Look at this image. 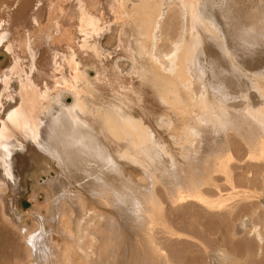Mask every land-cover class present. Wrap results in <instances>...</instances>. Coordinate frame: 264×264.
<instances>
[{"label":"rangeland","instance_id":"obj_1","mask_svg":"<svg viewBox=\"0 0 264 264\" xmlns=\"http://www.w3.org/2000/svg\"><path fill=\"white\" fill-rule=\"evenodd\" d=\"M7 1L8 5L13 2L16 5L4 7L0 0V13L12 16L13 34L17 30V34L26 39L25 44L23 39L21 46L16 44L14 52L25 48L24 69L27 68L28 73L30 69V75L33 72L38 84L42 83L39 91L45 90L41 95L42 105L50 107L49 102L54 101V111H57L59 100L64 97L63 102L72 105L74 94L76 98L78 95V103L70 120L76 122L70 125V117L66 119L70 130L61 133L62 139L70 144L67 154L61 155L60 151L62 163L53 157L54 151L47 150L44 157L42 154L34 157L35 163L31 164L26 158L24 164L18 165L23 174L24 193L19 190V195L15 191L19 195H16L17 213L7 210V219L0 217V264H27V250L20 233L29 229L40 231L41 226L48 231L61 205L68 208L63 209L65 214L69 213L67 218L83 213L91 222L99 217L94 211L97 210L108 213L116 222L113 221L116 228L113 227L112 234L109 232L106 236L109 248L95 245L93 239L92 247L85 253L77 249L78 258L80 253L84 254V259L88 256L84 260L86 264H94L97 256L94 251L100 247L104 250L103 264H251L250 258L255 261L253 264H264V0H199L201 5L197 6H193L192 0ZM40 25L46 31L38 29ZM50 27L54 28L53 34ZM226 32L235 36L236 42L244 41L246 47L254 40L259 42L258 53L236 59L228 44L235 41L229 39ZM15 39L18 43V38ZM215 42L225 47V53L213 45ZM6 46L7 42L0 46V74L9 68V79L3 90L1 85L6 83V77L0 79L2 114L13 104L10 101L13 91L8 86L19 89L17 71L10 70L15 67L14 57L23 54L18 50V56H14V52L5 50ZM31 46L35 47L33 59L37 57L30 62L38 65L33 71L31 65L29 67ZM210 62L216 63V73L221 78L217 75L215 79ZM199 63L205 66V73ZM230 64L239 69L240 82L239 76L231 74ZM218 68L226 70L223 73ZM46 76L49 77L45 79ZM220 79L226 89L222 88ZM41 80H45L44 83ZM72 130L76 132L74 135ZM70 136L72 140L68 139ZM46 154L52 159L45 157ZM16 166L13 158L0 156V178L4 176L3 170ZM203 173L214 174L217 192L206 193H210V197L196 188L207 186L201 179L205 176ZM60 177L66 182L61 180L58 184ZM82 181L88 182H84L86 184L91 181V186L94 182L97 187L93 189L112 188L114 193L109 191L106 204H102L96 196L98 192L93 194L91 186H82ZM63 183L82 197H76L80 199L77 202L81 209L75 215L72 212L79 205L76 201H73L74 208L68 199V203L64 199L56 202L59 192L60 198L64 197L66 186ZM61 185H64L63 192L58 190ZM4 190L5 185L0 183V200L6 196ZM116 191L123 200L121 208L113 207ZM127 196L138 199L142 217ZM196 199L202 206L195 205V213L191 207L184 209V213L171 211L177 201L188 206V202L193 204ZM81 200L89 204L86 213ZM217 201L221 208L224 202L229 211L222 208L221 212L214 207ZM53 204H56L54 208ZM204 207L205 210L210 208V213L207 214L209 210L205 211ZM215 208V212L223 213L220 221L213 219L219 214L213 212ZM224 210L229 215H225ZM172 214H179L188 225L178 223L177 228L174 227L169 222ZM40 216L47 219L42 218L43 225L38 220ZM164 227L172 234L167 243L161 241ZM193 232L201 238L194 237ZM172 236L175 241L181 237L191 243L188 240L184 247L177 245ZM54 240L61 243V235L54 233Z\"/></svg>","mask_w":264,"mask_h":264},{"label":"bare ground","instance_id":"obj_2","mask_svg":"<svg viewBox=\"0 0 264 264\" xmlns=\"http://www.w3.org/2000/svg\"><path fill=\"white\" fill-rule=\"evenodd\" d=\"M3 1V6L5 5V6H8V7H11V5H13V7L16 5V4H14V2H13V4H11L10 5V3H9V5H8V1L7 0H2ZM11 1V0H10ZM83 1V0H82ZM193 2V6H197L198 5V3L201 5V0L199 1V0H192ZM203 1V0H202ZM2 3V2H1ZM22 4V3H21ZM203 4V3H202ZM91 5V4H90ZM4 6V7H5ZM3 7V8H4ZM92 7V6H91ZM63 8V7H62ZM7 9V8H6ZM11 11V10H10ZM65 11V10H64ZM30 13V12H29ZM33 13V12H32ZM32 15V14H31ZM62 16V15H61ZM74 16V15H73ZM76 16V15H75ZM36 17V16H35ZM35 17H33V20H34V22H35ZM59 17V16H58ZM55 18V17H54ZM80 18V17H79ZM38 19V18H37ZM168 19V18H167ZM39 20V19H38ZM18 21V20H17ZM68 21V20H67ZM71 21V20H70ZM88 21H89V19H88ZM82 22V21H81ZM84 22V21H83ZM9 23H11V24H9ZM13 20H12V16H8V17H6L4 14H1L0 13V46H1V44L2 43H5V42H7V46L5 47L6 49L5 50H7L8 52H10L11 54H12V52H14V49L16 48L17 49V45H20V43H21V45H22V42H20L21 41V39H23V42H24V44H25V41L24 40H26V39H24L23 38V36H21V35H19V34H17V30H15L16 31V34H13V32H12V30L14 31V29H15V26H12L13 24ZM44 23V22H43ZM89 23V22H88ZM35 24H36V22H35ZM57 24V23H56ZM55 24V25H56ZM86 24H87V22H86ZM72 25V24H71ZM88 26V25H87ZM91 25L89 24V26L88 27H90ZM40 27H41V29H45V28H43V26H39V28L38 29H40ZM45 27V26H44ZM64 27H66V26H64ZM63 27V28H64ZM83 27V26H82ZM85 27H86V25H85ZM85 27H83L85 30L86 29H88V28H85ZM50 28H52V27H50ZM58 28V27H57ZM63 30L62 28H59V30ZM43 30H42V32H43ZM48 30V29H47ZM52 31H50V30H48V31H50V32H52V34H53V32H55V31H53L54 30V28H52L51 29ZM58 30V29H57ZM57 30H56V33H57ZM58 30V32L59 33H61L60 31ZM64 30H65V28H64ZM64 30H63V32H64ZM85 30H84V32H85ZM39 31V30H38ZM44 31H46V29L44 30ZM47 31V32H48ZM40 32H41V30H40ZM50 32H48V33H50ZM63 32L61 33V34H63ZM65 32H66V30H65ZM88 32V31H87ZM39 33V32H38ZM47 33V34H48ZM58 33V34H59ZM228 32H226V35L228 36V38L229 39H231V40H234L235 42V44L234 43H230V41H229V49L232 51V53L237 57H235L236 59H239L240 57L241 58H244V56L245 57H247V56H253L254 54H257L258 52L257 51H259L258 50V45H259V42H257V41H253V42H251L250 43V45L248 46V47H246L245 46V43H244V41H240V42H236V41H238V40H236L235 39V36H233L234 37V39H233V37H232V35H230L229 33L227 34ZM41 34V33H40ZM51 34V33H50ZM75 33H73V35H74ZM49 36V35H48ZM65 36H66V34H65ZM36 37H38L37 39H39V36H36ZM40 37H41V39H44L41 35H40ZM74 37V36H73ZM73 37H72V41H73ZM82 37V36H81ZM88 37H89V35H88ZM107 37V36H106ZM105 37V38H106ZM232 37V38H231ZM15 38H18V43H16V39ZM29 38V37H28ZM59 38V37H58ZM69 37H65V39H68ZM84 38V37H83ZM236 38H237V36H236ZM60 39V38H59ZM30 40V39H29ZM71 40H69V42L71 41ZM79 40V39H78ZM106 41V40H105ZM68 42V43H69ZM85 42H86V40H85ZM116 42V41H115ZM264 42V41H263ZM30 43H32V41L30 42ZM100 43V42H99ZM211 43V42H210ZM17 44V45H16ZM69 44H71V43H69ZM113 44V43H112ZM20 45V46H21ZM30 45H33V44H30ZM58 45V44H57ZM92 45V44H91ZM213 45H215V46H218L219 47V49L222 51L221 53H225V50L226 49H224L225 47H223L222 46V44H220V43H218V42H215V44H213ZM261 45V44H260ZM16 46V47H15ZM19 46V47H20ZM28 46V45H27ZM90 46V45H89ZM25 47V46H24ZM33 46H31V51H30V56H31V58H30V60H29V62L31 61V60H36V57L37 56H35V58L33 59V53H32V49H34V48H32ZM74 47V46H73ZM82 47V46H81ZM80 47V48H81ZM97 47V46H96ZM89 48V47H88ZM202 48V47H201ZM25 49V48H24ZM24 49H18L19 50V52L22 50L23 51V54H20V56L21 57H19V58H17V57H14V59H15V62H14V60H13V62H14V64H15V67L14 66H12V70H10V71H14V69L13 68H15L16 70L15 71H17V77H18V81L20 82V84H19V89L17 88V89H14L12 86H8V88H10L12 91H13V94H11V98L12 99H10V101H11V103H13L12 105H10L9 106V108L6 110V112L4 113V114H2V90H3V88H4V85L5 84H7V80L9 79V77H8V75H7V73L9 72V68H8V71H4V72H2L1 74H0V79H2V78H5L6 77V83H2V82H0V83H2V85L1 86H3L2 87V90H1V92H0V156H2V157H5V158H10V159H14L15 161H16V163H17V166L16 167H9V168H7V169H5V170H3V173H4V176L3 177H1L0 178V183L1 184H4L5 185V190L3 191V193H5L6 194V196H5V198L2 200H0V217H2L3 219H7V217H8V215L7 214H9L8 212H7V210H10V212L11 211H13V212H15L16 211V213H17V201H16V197L17 196H19L20 194H21V192H23V183H22V180H24V179H22V175H21V173H20V169L18 168V165L19 164H24L26 161V158H28V159H30V160H28L27 159V161H31L30 163L32 164V162L33 163H35V160H33L34 159V157L35 156H39L40 157V155L41 156H43V154H45L44 152L45 151H47V150H51V151H54L55 153H56V155H54L53 157H56L58 160H59V162L61 161V163H62V160H60V158H61V155H64L65 153H66V150H68L67 148H68V144H69V142L68 141H65V140H63L62 139V137H61V133H63V132H67V130H68V132H69V130H70V127H69V122H70V125H71V123H72V125L76 122L75 121V119H74V122H71L72 121V119H71V117L73 116L72 114H73V112H74V110H73V108H74V106L78 103L77 102V98H78V95H77V98H76V95L74 96V95H72V97H74V103L72 104V105H70V104H66V103H64L63 102V98L64 97H62V100L60 99L59 100V105H60V108H58L59 110H57V111H54V108H55V105H54V101H50L49 102V105H50V107L48 106V105H42V98L43 97H41V95L44 93V91L42 90L41 92L39 91V90H41V89H39V88H42L43 87V85H42V87H40V85L42 84L41 82L38 84V82H39V80L37 81V78H34V77H36L34 74H33V72H32V75H33V77H31L32 75H30V69H29V73H28V71H27V68L26 69H24V66H23V57H25V55H24ZM17 50V51H18ZM35 50V49H34ZM74 50V49H73ZM81 50V49H80ZM92 50V49H91ZM6 51V52H7ZM17 51H15L13 54H16V55H14V56H18V54L16 53ZM79 51V50H78ZM93 51H95V50H93ZM88 52V51H87ZM204 52V51H203ZM9 53V54H10ZM21 53V52H20ZM26 53V52H25ZM36 53V52H35ZM231 53V52H230ZM74 54V53H73ZM202 55L204 54V53H201ZM247 55V56H246ZM83 56V55H82ZM201 56V55H200ZM204 56V55H203ZM223 56V55H222ZM263 56V55H262ZM230 58H231V56H229ZM202 58V57H201ZM223 58V57H222ZM234 58V57H233ZM209 59H211V58H209ZM211 60H214V59H211ZM78 61V60H77ZM200 61V60H199ZM203 61H205V59H203ZM210 61V60H209ZM218 61V60H217ZM34 62V64H35V61H33ZM201 62H202V60H201ZM212 62V61H211ZM210 62V63H211ZM40 63V62H39ZM57 63V62H56ZM13 64V65H14ZM34 64H32L31 62L29 63V67H30V65H31V70L34 68L35 70L37 69V67L36 66H38V65H34ZM203 64H204V62H203ZM202 63H199V66H200V69H201V71L202 72H204V71H206L205 69V66L203 65ZM48 65H50V63L48 64ZM75 65V64H74ZM211 65H213L212 63H211ZM210 65V66H211ZM214 65H216V63L214 64ZM212 66V73H213V75H215V77L218 75H220V74H217L216 73V66ZM226 65V64H225ZM254 65V64H253ZM5 66V65H4ZM54 66V65H53ZM56 66V65H55ZM220 66V65H219ZM36 67V68H35ZM48 67V66H47ZM52 67V66H51ZM222 67V66H221ZM53 68V67H52ZM228 68H231V70H230V72H231V74H232V72H234L235 73V75H234V73H233V76L235 77L236 75L237 76H239L238 77V79L237 80H239V82L241 81L240 80V78L242 77V75H241V73L236 69V68H234V67H232L231 66V64H230V67H228ZM11 69V68H10ZM53 69H55V71H56V68H53ZM52 69V70H53ZM73 69H74V67H73ZM26 70V74L24 73V71ZM225 70L226 69H222L221 70V68H220V70H219V68H218V71H221V72H225ZM229 70V69H228ZM227 70V71H228ZM33 71V70H32ZM38 71V70H37ZM48 71V70H47ZM86 71V70H85ZM226 71V72H227ZM23 72V73H22ZM39 72V71H38ZM50 72V71H49ZM87 72V71H86ZM99 72V71H98ZM221 72H219V73H221ZM205 73V72H204ZM223 73L221 74L222 76H223ZM36 74V73H35ZM82 74H83V72H82ZM203 74V73H202ZM25 75H27V76H25ZM37 75V74H36ZM225 75V74H224ZM228 75V74H227ZM40 76V75H39ZM98 76V75H97ZM246 76V75H245ZM41 77V76H40ZM49 77V76H48ZM47 76H46V78L45 79H47L48 78ZM211 77H214V76H211ZM214 77V78H215ZM220 78H221V76H219ZM231 77H232V75H231ZM180 78V77H179ZM237 78V77H236ZM235 78V79H236ZM88 79V78H87ZM202 79V78H201ZM215 79H217V77L215 78ZM37 82H36V81ZM41 81H43V83H44V81L45 80H41ZM47 81V80H46ZM211 81H213V79L211 80ZM220 81H221V85H222V88H225L226 89V87H224L226 84L224 83V81L223 80H221L220 79ZM248 81V80H247ZM253 81V80H252ZM50 82V81H49ZM89 82V81H88ZM203 82V81H202ZM234 82V81H233ZM237 82V81H236ZM251 81H249V83H250ZM256 82V81H255ZM51 83V82H50ZM213 83V82H212ZM229 83V82H228ZM252 83V82H251ZM254 83V82H253ZM257 83V82H256ZM47 84H49L48 82H47ZM46 84V85H47ZM87 84V83H86ZM203 84V83H202ZM234 84V83H233ZM232 83H231V85H233ZM239 84V83H238ZM90 85V84H89ZM216 84L214 83V85L213 86H215ZM241 85V84H240ZM47 86H49V85H47ZM234 86V85H233ZM236 86V85H235ZM247 86V85H246ZM258 86V84L256 85V87ZM238 87V86H237ZM255 87V86H254ZM252 88V87H251ZM250 88V89H251ZM205 89V88H204ZM16 90H18V92H16ZM48 90V89H47ZM46 90V91H47ZM205 91V90H204ZM206 92V91H205ZM219 92V91H218ZM220 92H221V90H220ZM17 93V94H16ZM47 93V92H46ZM208 93V92H207ZM257 93V92H256ZM255 93V94H256ZM72 94V93H71ZM204 94V93H203ZM223 94V93H222ZM230 94V93H229ZM225 95H227V94H225ZM251 95V94H250ZM253 95V94H252ZM251 95V96H252ZM43 96V95H42ZM223 96V95H222ZM258 97V96H257ZM220 98V97H219ZM229 98H230V96H229ZM260 98V97H259ZM261 99V98H260ZM79 100V99H78ZM222 100V99H221ZM224 100V99H223ZM229 100V99H228ZM240 100V99H239ZM87 101V100H86ZM232 101V100H231ZM229 102V101H228ZM227 102V103H228ZM236 102H238V100H236ZM56 103H57V101H56ZM229 103H233V102H229ZM257 103V102H256ZM58 104V103H57ZM56 104V105H57ZM58 106V105H57ZM210 108V107H209ZM215 108V107H214ZM213 108V109H214ZM55 110H56V108H55ZM4 111V110H3ZM70 117V118H69ZM68 118H69V122H67V126H66V123H65V120L67 119L68 120ZM71 120V121H70ZM75 127H76V125H75ZM74 127V128H75ZM75 131H77V128H75L74 129ZM73 131V130H72ZM264 132V131H263ZM73 133V135L76 133H74V131L72 132ZM67 134V133H66ZM71 134V133H70ZM64 135V134H63ZM68 135V134H67ZM71 136H72V134H71ZM70 136V137H71ZM64 138V137H63ZM67 138V136L65 135V139ZM68 139H71L72 140V137L71 138H68ZM67 140V139H66ZM71 144H72V142H71ZM70 145V144H69ZM71 149V148H70ZM69 149V150H70ZM60 151H61V153H60ZM263 153V152H262ZM38 154H40V155H38ZM61 154V155H60ZM67 154V153H66ZM44 157V156H43ZM45 157H49V156H47V154H46V156ZM50 158V157H49ZM56 158H54L55 160H56ZM40 159V158H39ZM50 159H52V158H50ZM33 160V161H32ZM41 160V159H40ZM43 161V160H42ZM52 162V161H51ZM50 162V163H51ZM59 162H57V160H56V164L58 163V165H59ZM53 163V162H52ZM20 165V166H21ZM228 165V164H227ZM207 167V169H209L208 168V166H206ZM219 166H217V168H218ZM214 168V167H213ZM211 170V169H210ZM206 173V172H205ZM205 173H203L204 175H205ZM214 175V174H213ZM212 174H206L204 177H202L201 179H202V182H204V183H207V186L206 187H203V188H199L197 185V190L199 191V192H201V193H203V194H206V193H208V192H210L211 193V191H214L215 190V178H214V176H213ZM217 176V175H216ZM62 177V176H61ZM61 177H60V179H59V181H58V184H60V183H62L61 182V180H63V179H61ZM66 179V178H65ZM52 180H54V179H52ZM51 179H50V181H52ZM57 181V180H56ZM64 182H66L65 180H63ZM92 181V180H91ZM91 181L89 182V184H86V183H88V182H86V181H82L83 183V185L82 186H87V187H90L91 186ZM78 182V181H77ZM84 182H86V183H84ZM96 182V181H95ZM51 183V182H50ZM94 183V182H93ZM92 183V185L93 186H91V188L90 189H93V187H94V184ZM54 184V183H53ZM56 184V183H55ZM64 184V183H63ZM67 184V183H66ZM64 184L65 186H66V188H64L63 189V187H64V185H63V187H62V185H61V188H59L58 190H60L61 189V191L63 192V190H64V197L62 198V195H61V198H60V192H59V196H58V193H57V196L59 197V201H58V198H56V200H54V201H56V202H60L62 199H64L66 202L68 201V200H70V201H72L71 203L72 204H74V202L75 203H77V204H79V202H77V200L78 199H76V197L77 198H82L81 196L79 197V196H77V194H76V192H78V191H76V190H74V188L73 189H71V187H69V189H68V187H67V185H69V184ZM51 187L53 186L52 184L50 185ZM71 186V185H70ZM25 187V186H24ZM56 187H59V186H56ZM87 187H85V188H87ZM95 187H97V186H95ZM94 187V188H95ZM101 187H104V188H101ZM84 188V187H83ZM84 188V189H85ZM195 188V189H196ZM53 188H51V190H52ZM56 189V188H55ZM21 191V192H19L18 193V191ZM87 190H88V188H87ZM15 191L19 194V195H17L16 193H15ZM86 191V190H85ZM91 191V190H90ZM109 191H112L113 193H114V190L112 189V188H107V187H105V186H100V188L98 187V188H96V189H93L92 190V192H93V194L95 193V195H96V192H98V195H96V196H98V197H100V200H101V203L102 204H106V200H108V192ZM216 191V190H215ZM55 192V191H54ZM119 192V191H118ZM217 192V191H216ZM215 192V193H216ZM220 192V191H219ZM24 193V192H23ZM91 193V192H90ZM116 194H113V198H114V200H113V202H115L116 204H114V206L113 207H116V208H121V204H123V200L121 201V197H119V193L117 194V191L115 192ZM206 194L207 196H211V194ZM55 194V193H54ZM80 194V193H79ZM120 194H121V191H120ZM125 194V193H124ZM219 194V193H218ZM221 194V193H220ZM219 194V195H220ZM17 195V196H16ZM52 195H53V193H52ZM100 195V196H99ZM126 195V194H125ZM128 195V194H127ZM56 196V194H55V197H57ZM91 196H93L92 194H91ZM221 196H223V195H221ZM221 196H220V200H221ZM66 197V198H65ZM97 197V198H98ZM128 198H130L131 199V205H133V204H135L136 205V210H138L137 211V213L140 211V209L138 208L140 205H139V202H138V199H135L134 197H132V196H127ZM213 197V196H212ZM95 198V197H94ZM181 198V197H180ZM218 198L216 199V200H218ZM61 199V200H60ZM68 199V200H67ZM208 199V198H207ZM207 199H204L205 201L207 200ZM80 200V199H79ZM78 200V201H79ZM84 200V199H83ZM180 200V199H179ZM191 199H189L188 201H190ZM195 200V199H194ZM203 200V201H204ZM208 200H210V198L208 199ZM219 200V201H220ZM53 201V203H55ZM74 201V202H73ZM99 201V200H98ZM109 201H111V200H109ZM120 201V202H119ZM177 201V200H176ZM211 201V203L213 202L212 200H210ZM224 201V200H223ZM122 202V203H121ZM174 202V201H173ZM180 202V201H179ZM179 202L177 201V203L175 204L176 205V208H174V205H173V208L175 209H172L171 208V211L174 213V212H182L183 211V213H184V209L186 210V208L187 207H191V208H194V213H195V207L196 206H198V205H201V202L199 201V203H198V200L196 199V201H194V202H192L193 204H190L189 202H188V206H186V205H180L181 204V202H180V204H179ZM185 203L184 204H186V202H187V200L186 201H184ZM207 202V201H206ZM68 203V202H67ZM71 203H70V206H72L71 205ZM81 207H82V210H83V208H86V209H84L83 211L85 212V210H86V212H87V206H89V204L86 202V200L85 201H82L81 200ZM124 203H126V202H124ZM175 203V202H174ZM205 203V202H204ZM203 203V204H204ZM219 203L220 202H218L217 201V206L216 205H214V207H217V208H219L220 209V211H221V209L222 208H226L227 209V207H225V204H224V202H222L221 204L222 205H224L222 208H221V206L219 207ZM57 204V206H58V203H56ZM56 204H53V208H54V205H56ZM62 204V203H61ZM213 204H215V203H213ZM230 204H232V203H230ZM110 205V204H109ZM127 205V204H126ZM153 205V204H152ZM172 205V204H171ZM196 205V206H195ZM64 205H61V207L59 208V209H57L58 210V212H57V215H59L58 213H61V212H63V213H61L60 215H59V218L57 217V215H54V218H52V219H56V221L55 220H52V221H54V225L53 224H50L49 226H50V228H49V230L47 231V230H45V228L43 227V226H41V224L43 225V219L42 218H44V217H42L41 218V216H40V218L38 219L40 222H41V224H40V226H41V228H40V231H37V230H33V231H31L30 229L26 232V230L25 231H23L22 233H20L21 235H20V239L22 240V242H23V244H24V246H25V248H26V250H27V256H26V258H27V264H86V262L84 261V260H86V258L88 257V256H85V259H84V254L83 253H85V250L87 249V248H91L92 247V245H93V239H95L96 240V243H95V245H97V246H102V247H106L107 245V233L109 234V232H111L112 230H113V227H114V223H116L114 220H112V218H109V216H108V213H104V214H102V212L101 211H97V210H94V211H96L97 213H99L100 215H99V217L97 216V218L94 220V221H91V222H88L86 219H85V217H84V215H83V213H77L79 216H77V217H75L74 215H75V212L76 211H79V209H81L80 208V204L77 206H75V204L72 206L73 208H74V206L76 207V208H78L77 210H75V211H73V208H72V213H74V217H72V218H70V217H68L67 218V216L68 215H66V214H69L68 212L65 214V210H63L64 208H67V207H63ZM67 206V205H66ZM123 206H124V204H123ZM129 206V205H128ZM142 206V205H141ZM202 206V205H201ZM237 206H238V204H237ZM112 207V206H111ZM130 207V206H129ZM134 207V206H133ZM170 207V206H169ZM172 207V206H171ZM200 207V206H199ZM205 207H207L206 205H205ZM205 207H204V210H205ZM230 207H231V205H230ZM7 208H9V209H7ZM91 208V207H90ZM138 208V209H137ZM202 209H203V207H201ZM200 208V209H201ZM229 208V207H228ZM55 209H56V207H55ZM68 209V208H67ZM70 209V208H69ZM126 210H127V213H128V208H125ZM198 209V208H197ZM201 209V210H202ZM211 209H213V208H211ZM92 211H93V209H91ZM114 210V209H113ZM207 210V209H206ZM205 210V211H206ZM209 210V211H208ZM208 212H207V214L208 213H210V208H208ZM215 210H216V208L213 210V212L214 213H219V212H215ZM228 210V209H227ZM118 211H119V209H118ZM123 211H125L124 209H123ZM170 211V212H171ZM193 211V210H192ZM200 211V210H199ZM225 211V210H224ZM229 211V210H228ZM228 211H225L226 212V214L225 215H229V212ZM231 211V210H230ZM53 212V211H52ZM85 212V213H86ZM121 212V211H120ZM171 212V213H172ZM188 212V211H187ZM201 212H203V211H201ZM222 212V211H221ZM12 213V212H11ZM15 213V214H16ZM56 213V212H55ZM170 213V214H171ZM193 213V214H194ZM214 213H213V215H214ZM53 214V213H52ZM122 214V213H121ZM124 214V213H123ZM135 214V213H134ZM133 214V215H134ZM197 214V213H196ZM204 214H206V213H204ZM220 214L221 215H223V213H219V214H217L218 215V218L216 217V215H215V218L213 217V219H215L216 221L219 219V221L221 220L220 218H221V216H220ZM18 215H19V213H18ZM112 215V214H111ZM125 215H127L126 214V211H125ZM166 215V214H165ZM179 215V214H178ZM178 215H171V219H170V224H172L174 227H176V226H178L177 224L179 223V224H181L182 226L183 225H188V222H186L185 220H184V218H181V217H179ZM195 215V214H194ZM200 214H198V216H199ZM212 215V214H211ZM114 216V215H113ZM138 216H140V217H142L141 216V213L139 212V215ZM164 216V215H163ZM196 216V215H195ZM201 216H203L202 214H201ZM201 216H199V217H201ZM220 216V217H219ZM53 217V216H52ZM115 217V216H114ZM165 217V216H164ZM197 217V216H196ZM206 217V216H205ZM223 217V216H222ZM225 217V216H224ZM46 218V217H45ZM44 218V219H45ZM57 218L59 219V220H57ZM116 219H117V217H115ZM145 218V217H144ZM217 218V219H216ZM102 219H103V222H102ZM115 219V220H116ZM139 219V218H138ZM141 219V218H140ZM199 219V218H198ZM42 220V221H41ZM45 220H47V219H45ZM166 220H167V218H166ZM201 220V219H200ZM112 221V222H111ZM113 221H114V223H113ZM215 221V222H216ZM119 222H120V220H119ZM222 222V221H221ZM218 223V222H217ZM39 224V223H38ZM118 225V224H117ZM142 226V225H141ZM114 228H116V227H114ZM118 228V227H117ZM177 228V227H176ZM155 229V228H154ZM171 229H172V227H171ZM39 230V229H38ZM117 230V229H116ZM119 230V229H118ZM169 230V229H168ZM165 230V227H164V229H162V234H161V236H162V238H161V241H165V243H167L168 241H167V239L169 240V238L171 237V235L169 234V233H171V231L169 230ZM120 231H122V230H120ZM148 231H149V229H148ZM174 231H175V229H174ZM117 231H115V233H116ZM150 232H152L151 230H150ZM54 233H57V234H60L61 235V237H62V242L60 243V242H58V241H55L54 240ZM121 233V232H120ZM154 233V232H153ZM172 233H173V230H172ZM200 233V232H199ZM199 233H197V234H199ZM111 234H112V232H111ZM110 234V235H111ZM117 234V233H116ZM160 234V233H159ZM192 234V233H191ZM121 235V234H120ZM175 235V234H174ZM196 236V234L193 232V236ZM201 235V234H200ZM113 236H115V235H113ZM123 236V235H122ZM122 236H120L121 238H122ZM153 236V235H152ZM154 236H155V234H154ZM156 236H157V234H156ZM194 236V237H195ZM111 238H112V236H110ZM116 237V236H115ZM177 237V236H176ZM175 237V238H176ZM196 237H198V238H201L200 236H196ZM119 237H118V234H117V237H116V239H118ZM172 238H173V236H172ZM171 238V239H172ZM192 238V237H191ZM160 239V238H159ZM165 239V240H164ZM179 239V240H178ZM203 239V238H202ZM115 240V239H114ZM113 240V241H114ZM120 240V239H119ZM125 240V239H124ZM173 240L175 241V239L173 238ZM189 239H185L184 240V238H181V237H178L177 238V241H175L174 243L175 244H177V245H180V244H185L184 242L185 241H188ZM199 240H201V239H199ZM113 241H112V244H113ZM116 241H118V240H116ZM115 241V242H116ZM160 241V242H161ZM172 241V240H171ZM190 241V243H191V240H189ZM194 241V240H193ZM228 241V240H227ZM145 242V241H144ZM163 242H161V243H163ZM202 242H204V241H202ZM126 243V242H125ZM159 243V242H158ZM160 243V244H161ZM173 243V244H174ZM194 243H195V245L196 244H198V243H196V241H194ZM213 243V242H212ZM242 243V242H241ZM111 243H110V240H109V245H110ZM119 244H121L120 242H119ZM122 244H123V242H122ZM201 244V243H200ZM148 245V244H147ZM171 245V244H170ZM228 245V244H227ZM111 246V245H110ZM114 246V245H113ZM122 247H123V245H121ZM190 246H192V245H190ZM189 246V247H190ZM209 246V245H208ZM108 247V246H107ZM183 247H184V245H183ZM199 247H200V245H199ZM81 249V252H83L82 254L80 253V257L78 258V255L76 254V252H77V249ZM109 248V247H108ZM118 248H120V245H118V247H117V250H119ZM149 248V247H148ZM147 248V249H148ZM187 248V247H186ZM105 249V248H104ZM107 249V248H106ZM195 249V248H194ZM249 249V248H248ZM101 250H103L101 247H100V249L99 250H95L94 252H96L97 253V256H95V258H94V256H93V258H94V264H95V262L97 263V264H103V262L105 261V258H104V250H103V252L101 251ZM115 250V249H114ZM117 250L116 251H113V252H117ZM180 250V249H179ZM106 251V250H105ZM183 251V250H182ZM185 251V250H184ZM250 251L252 252V250L250 249ZM107 252L108 251H106V253L105 254H107ZM111 253V252H110ZM110 253H109V256H110ZM79 254V253H78ZM171 254V253H170ZM184 254V253H183ZM256 254V253H255ZM179 255V254H178ZM177 256V255H176ZM107 257V256H106ZM116 257V256H115ZM179 257V256H178ZM180 257H181V255H180ZM184 257V256H183ZM252 257H253V255H252ZM89 258H91L90 256H89ZM250 258V257H249ZM183 259V258H182ZM186 259V258H185ZM248 259V258H247ZM262 259V258H261ZM92 260V259H91ZM255 260V259H254ZM259 260V259H258ZM78 261H80V262H78ZM88 261V260H87ZM92 261V262H93ZM109 260H106V262H108ZM187 261V260H186ZM90 262V261H89ZM112 262H114V260H112ZM250 262H252L251 264H253V262H255V261H253V259L252 258H250ZM91 263V262H90ZM245 263V262H244ZM243 263V264H244ZM263 263V262H262ZM87 264H89V263H87ZM108 264V263H107ZM249 264V263H248ZM254 264H256V263H254Z\"/></svg>","mask_w":264,"mask_h":264}]
</instances>
